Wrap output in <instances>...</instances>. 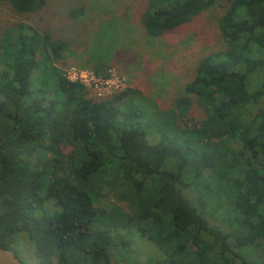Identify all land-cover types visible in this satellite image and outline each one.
<instances>
[{"label": "trees", "instance_id": "trees-1", "mask_svg": "<svg viewBox=\"0 0 264 264\" xmlns=\"http://www.w3.org/2000/svg\"><path fill=\"white\" fill-rule=\"evenodd\" d=\"M0 1L20 13L47 3ZM229 1L219 23L228 48L201 58L174 107L157 111L150 123L143 105L130 98L133 89L95 99L85 84L68 79L63 40L24 24L6 32L0 41V247L24 264H264V85L248 88L264 68L258 55L264 0ZM215 2L148 0L141 22L160 36ZM194 102L205 118L190 125L185 118ZM104 189L126 206L103 209L97 199ZM209 198L219 224L206 218ZM133 227L159 257L133 254ZM21 233L34 247L32 262ZM251 245L254 259L240 253Z\"/></svg>", "mask_w": 264, "mask_h": 264}, {"label": "rangeland", "instance_id": "rangeland-1", "mask_svg": "<svg viewBox=\"0 0 264 264\" xmlns=\"http://www.w3.org/2000/svg\"><path fill=\"white\" fill-rule=\"evenodd\" d=\"M229 2L216 0L192 21L160 36H151L141 22L148 0H47L46 5L34 13L17 12L7 2L0 1V41L7 31L20 24L30 30L51 33L68 47L62 59L65 64H61L66 72L72 66L94 71V67L99 66L100 77L121 80L120 88L87 86L89 96L99 99L133 89L135 92L130 98L143 105L144 121L150 123L157 111L162 113L174 107L175 99L194 78L201 58L228 48L219 23ZM258 55L264 58V50ZM263 85L264 68H260L251 76L248 88L255 91ZM204 118V110L194 102L185 119L191 125ZM158 136H152L151 140L155 141ZM114 192L104 189L97 204L106 211L114 204L125 207L126 202L119 200ZM186 192L196 203L197 197L189 190ZM212 201L206 199L204 204L206 218L209 224H219L220 217L213 213L215 203ZM132 232L134 255L144 260L161 255L157 246L136 227ZM19 241L23 254L32 262L34 247L27 234L21 233ZM240 253L254 259L255 246L243 247Z\"/></svg>", "mask_w": 264, "mask_h": 264}, {"label": "built area", "instance_id": "built-area-1", "mask_svg": "<svg viewBox=\"0 0 264 264\" xmlns=\"http://www.w3.org/2000/svg\"><path fill=\"white\" fill-rule=\"evenodd\" d=\"M66 76L71 81H79L91 88L107 87L111 88H120L121 80L119 78H102L94 70L87 68H81L77 66H72L67 70ZM122 91V90H121Z\"/></svg>", "mask_w": 264, "mask_h": 264}, {"label": "water", "instance_id": "water-1", "mask_svg": "<svg viewBox=\"0 0 264 264\" xmlns=\"http://www.w3.org/2000/svg\"><path fill=\"white\" fill-rule=\"evenodd\" d=\"M0 264H24L17 254L4 247H0Z\"/></svg>", "mask_w": 264, "mask_h": 264}]
</instances>
